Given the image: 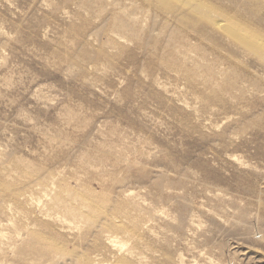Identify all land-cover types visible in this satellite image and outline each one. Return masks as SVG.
<instances>
[{
	"label": "rangeland",
	"instance_id": "rangeland-1",
	"mask_svg": "<svg viewBox=\"0 0 264 264\" xmlns=\"http://www.w3.org/2000/svg\"><path fill=\"white\" fill-rule=\"evenodd\" d=\"M150 3L0 0V264H264V65Z\"/></svg>",
	"mask_w": 264,
	"mask_h": 264
},
{
	"label": "bare ground",
	"instance_id": "bare-ground-1",
	"mask_svg": "<svg viewBox=\"0 0 264 264\" xmlns=\"http://www.w3.org/2000/svg\"><path fill=\"white\" fill-rule=\"evenodd\" d=\"M151 1L152 0H146L147 3H150ZM158 1L156 0V2H158ZM174 1L188 2V3H184V5H185L184 7L188 10L187 12L184 11L186 13V15H190V16L193 15L195 17H199L204 23L214 24L215 26L218 27L217 29H219L223 34H225L229 38H231L234 43H236V44L240 45L242 48H244L246 50V52L253 53L257 57H259L260 61L264 65V41L262 38L263 32L260 31L258 28H253L251 26H248L249 24L248 25H246L245 23L242 24L244 21H242V23H239L237 20H235V17L233 18V17L229 16L228 14H226L225 11L224 12L221 11L220 7H219V9L218 8L215 9L214 7L213 8L208 7L209 4H207V6H206L204 1H202V0H201L202 3L197 2V0H174ZM150 5H151V3H150ZM155 7H157V6H155ZM248 7H249V5H248ZM162 8H165V5H163ZM174 8H175V10L177 9L176 7H174ZM184 12H182V14ZM251 13H252V11H251ZM197 21H195V23ZM240 22H241V20H240ZM187 23H188V21H187ZM203 25H204V27L200 26L199 28H202V27L205 28L206 24H203ZM200 31H201V29H200ZM200 31L198 30V32H200ZM202 31H203V29H202ZM205 31L206 30H204V32ZM203 34H205V33H203Z\"/></svg>",
	"mask_w": 264,
	"mask_h": 264
}]
</instances>
